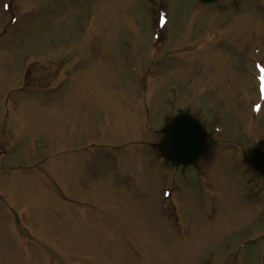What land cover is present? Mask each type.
Here are the masks:
<instances>
[{"label":"rangeland","instance_id":"374dc122","mask_svg":"<svg viewBox=\"0 0 264 264\" xmlns=\"http://www.w3.org/2000/svg\"><path fill=\"white\" fill-rule=\"evenodd\" d=\"M257 65L264 0H0V264H264ZM184 110L181 169L148 142Z\"/></svg>","mask_w":264,"mask_h":264},{"label":"water","instance_id":"95a60500","mask_svg":"<svg viewBox=\"0 0 264 264\" xmlns=\"http://www.w3.org/2000/svg\"><path fill=\"white\" fill-rule=\"evenodd\" d=\"M210 3L216 0H200ZM207 135L202 125L188 114L176 116L167 126L159 145L165 158L177 164H191L207 150ZM246 162L264 175V150L252 149Z\"/></svg>","mask_w":264,"mask_h":264},{"label":"snow or ice","instance_id":"6c2138e0","mask_svg":"<svg viewBox=\"0 0 264 264\" xmlns=\"http://www.w3.org/2000/svg\"><path fill=\"white\" fill-rule=\"evenodd\" d=\"M4 8L7 9L8 5L5 4ZM257 67H260L261 68V72H264V67H261L260 65H257ZM260 81H261V91L264 92V75H262L260 77ZM256 107H257V110H259V106H256ZM165 195H167V193H165Z\"/></svg>","mask_w":264,"mask_h":264}]
</instances>
